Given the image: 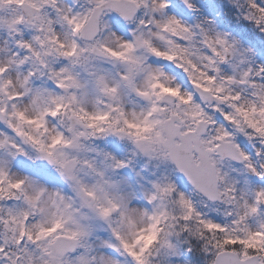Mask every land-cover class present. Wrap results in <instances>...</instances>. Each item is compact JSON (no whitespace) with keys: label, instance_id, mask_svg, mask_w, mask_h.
Wrapping results in <instances>:
<instances>
[{"label":"snow or ice","instance_id":"6c2138e0","mask_svg":"<svg viewBox=\"0 0 264 264\" xmlns=\"http://www.w3.org/2000/svg\"><path fill=\"white\" fill-rule=\"evenodd\" d=\"M0 264H264V0H0Z\"/></svg>","mask_w":264,"mask_h":264}]
</instances>
